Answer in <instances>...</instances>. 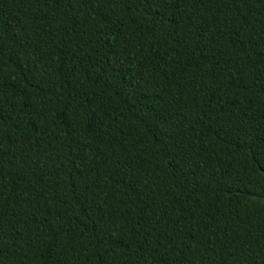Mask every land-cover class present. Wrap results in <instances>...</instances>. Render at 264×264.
<instances>
[{
  "label": "trees",
  "instance_id": "16d2710c",
  "mask_svg": "<svg viewBox=\"0 0 264 264\" xmlns=\"http://www.w3.org/2000/svg\"><path fill=\"white\" fill-rule=\"evenodd\" d=\"M0 264H264V0H0Z\"/></svg>",
  "mask_w": 264,
  "mask_h": 264
}]
</instances>
